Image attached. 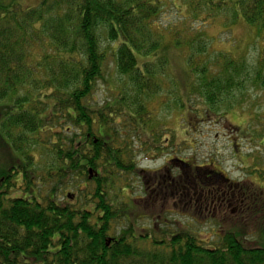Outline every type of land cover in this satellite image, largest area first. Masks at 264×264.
Wrapping results in <instances>:
<instances>
[{"label":"trees","instance_id":"1","mask_svg":"<svg viewBox=\"0 0 264 264\" xmlns=\"http://www.w3.org/2000/svg\"><path fill=\"white\" fill-rule=\"evenodd\" d=\"M174 1L40 0L24 9L0 0V264H264L262 187L217 180L216 196L199 201L194 186L209 185L202 167L196 184L169 165L136 170L122 134L150 132L138 149L162 154L153 98L165 92L162 104L199 115L192 96L198 106L230 111L248 81L264 89L262 56L254 71L230 53H210L200 34L179 37L159 22L170 3L194 21L229 14L230 26L259 35L264 0ZM175 55L184 64L180 81L171 72ZM108 68L125 80L98 105L94 92ZM130 175L156 182L159 204L182 203L183 213L195 204L208 216L193 214L184 226L161 212L164 224L145 231L126 195Z\"/></svg>","mask_w":264,"mask_h":264},{"label":"rangeland","instance_id":"2","mask_svg":"<svg viewBox=\"0 0 264 264\" xmlns=\"http://www.w3.org/2000/svg\"><path fill=\"white\" fill-rule=\"evenodd\" d=\"M39 2L40 0H19L20 6L24 9L33 8ZM174 2L176 7L182 5L179 0ZM178 8L179 11L168 3L159 18L160 24L171 25L169 28L171 33L176 32L179 37L200 34L199 37H202L209 45L210 53H230L231 57L239 61L245 60L247 66L254 71L260 67L257 64L258 58L261 56L264 58V31L258 35L255 29L242 24L230 26L229 14H219L220 17L216 21L211 19L205 22L194 21L192 17L186 18L184 8ZM182 61L183 59L176 55L170 60L171 72L179 81L181 80L180 75H183ZM106 71L102 79L98 81L94 92L93 100L98 105L105 98H110L109 90L112 87L125 80L122 76L112 75L111 68ZM237 93L238 104L235 103L230 111L222 108L223 105L215 110L202 104L198 106V100L192 96L190 103L194 109L199 111V115L206 111L202 117L193 111H180V108L170 106L171 102L162 104L163 100L166 103L168 100L165 92L160 94L161 97L153 98L148 109L151 120H157L152 123L154 126L152 133L160 136L159 140L163 142L164 152L158 155L145 154L138 149L140 140L147 138L150 132L146 136L141 131H137L136 136L132 132L122 133L133 150L136 170L157 173L169 165L175 168L173 172L177 177L180 166L177 162L171 161L181 160L192 165L193 169L189 177L194 181L197 180L194 179L195 169L202 167L201 172L205 171L209 175L215 174L220 181L226 178L229 183L244 186L251 183L249 187L252 189L262 187L264 190V134H261L264 133V89L253 87L248 81L244 89ZM118 123L122 125L120 120ZM126 182L128 184L126 195L133 200V206L131 205L133 219L143 217L136 223L143 226L147 232L151 225L164 224L159 220L161 212L172 213L170 220L176 222L177 225L184 226L193 221L191 219L193 214L196 215L195 218L201 216L203 218L204 215L209 214L203 212L202 206L196 207L195 204L189 207L187 213H183V209L187 208H183L182 203L177 202V206L174 205L173 209L171 206L159 204L157 196L153 193L156 182L151 179L130 175ZM125 201L128 200L125 199ZM145 231L140 234L144 235Z\"/></svg>","mask_w":264,"mask_h":264},{"label":"flooded vegetation","instance_id":"3","mask_svg":"<svg viewBox=\"0 0 264 264\" xmlns=\"http://www.w3.org/2000/svg\"><path fill=\"white\" fill-rule=\"evenodd\" d=\"M181 162V166L182 167H180V174H182V177H181V179H183V177H185L186 179H189L188 177H189V175H186L185 174V170L187 169L188 170V173H190L191 172V169L192 168H190V166H187L186 164H184V163H182V161H180ZM198 174V173H197ZM187 176V177H186ZM211 176V175H210ZM209 175H208V177H207V175L205 174V177H207V181H208V184L209 185H206L205 183L203 184L204 186H206V187H204V188H200V187H198V185L196 184V182L194 181V183L196 184L195 186H194V188H193V191H194V196H198V199H199V201H206L207 199H209V198H214L215 196H216V194H217V188L215 187V184H216V181L217 180H220L219 178H217L216 177V175L215 176H211L210 177ZM204 177V178H205ZM210 177V178H209ZM213 180V181H212ZM215 180V181H214ZM212 181V182H211ZM223 183H229L228 182V180L226 179V178H223ZM230 184V183H229ZM231 187L229 186V189H230Z\"/></svg>","mask_w":264,"mask_h":264},{"label":"water","instance_id":"4","mask_svg":"<svg viewBox=\"0 0 264 264\" xmlns=\"http://www.w3.org/2000/svg\"><path fill=\"white\" fill-rule=\"evenodd\" d=\"M92 177V175L91 174H89V178H91Z\"/></svg>","mask_w":264,"mask_h":264}]
</instances>
